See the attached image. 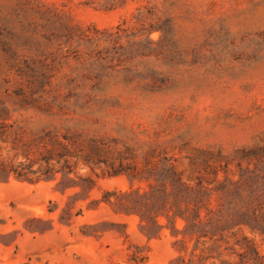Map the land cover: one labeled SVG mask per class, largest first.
<instances>
[{
  "label": "rangeland",
  "instance_id": "1",
  "mask_svg": "<svg viewBox=\"0 0 264 264\" xmlns=\"http://www.w3.org/2000/svg\"><path fill=\"white\" fill-rule=\"evenodd\" d=\"M164 159L187 172L193 160L231 162L246 179L237 208L262 217L195 252L264 264V0H0V161L42 176L0 181V264H131L136 248L148 264L191 259L194 241L180 253L168 229L148 238L137 215L88 209L129 189L126 175L104 177L111 168ZM48 168L70 172L62 186H95L62 193ZM33 218L52 228L29 230Z\"/></svg>",
  "mask_w": 264,
  "mask_h": 264
},
{
  "label": "trees",
  "instance_id": "2",
  "mask_svg": "<svg viewBox=\"0 0 264 264\" xmlns=\"http://www.w3.org/2000/svg\"><path fill=\"white\" fill-rule=\"evenodd\" d=\"M93 150L94 155H99L98 147L95 146ZM237 152L244 154L246 158L256 155L255 149H242ZM218 156L222 157L220 154ZM230 163L227 159L223 161V165L217 161L210 162L204 159L200 167V164L193 160L189 172L179 170L174 162L165 159L141 171L130 167L126 169L119 165L117 168H111L112 170L104 174V177L126 175L130 181L129 189L105 190L99 199L91 201L88 209H97L103 203L116 213L137 215L140 229L148 238L158 237L168 229L174 237L181 236L175 241L180 247V253L187 250V242L194 241L195 247L191 252V259L187 260L180 254L169 264H208L207 258L197 255L195 251L206 244L226 241L230 236H234L238 229L243 226L250 227L255 219L262 217L261 213H250L247 208L244 211L237 208L236 201H242L244 198L242 184L246 179L243 175L240 179L232 178ZM38 173L39 171L30 170V166L22 163L13 165L0 161L2 182L8 181L10 177L37 182L42 179ZM57 173L63 175L62 181L58 183L62 193L68 187L76 186L90 191L96 183V180L89 176L80 178L84 184L73 182L62 186L64 182L72 181L68 177L70 172L63 168L58 170L48 168L43 178L52 180ZM220 173L223 174L222 178ZM96 178L99 176L96 175ZM135 180L144 181L147 189L133 188ZM48 211L53 213L54 210L50 208ZM73 216L72 207L67 206L62 210L59 221L70 224ZM162 219H165V222H162ZM179 221L182 223L180 228ZM33 222L39 225L33 226ZM27 228L31 231L44 232L52 228V221L33 218L28 221ZM136 250L137 252L131 255L130 263L148 264V258L146 256L140 258L139 249ZM201 251L204 252L203 248ZM194 257H197L196 261Z\"/></svg>",
  "mask_w": 264,
  "mask_h": 264
}]
</instances>
